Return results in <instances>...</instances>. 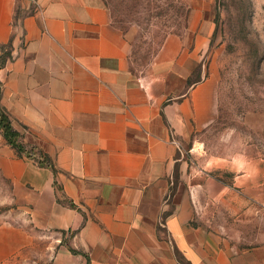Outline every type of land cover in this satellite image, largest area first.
Wrapping results in <instances>:
<instances>
[{"label":"crops","instance_id":"0c3cea01","mask_svg":"<svg viewBox=\"0 0 264 264\" xmlns=\"http://www.w3.org/2000/svg\"><path fill=\"white\" fill-rule=\"evenodd\" d=\"M202 23L137 74L107 0H0V45L15 44L0 104L56 168L3 144L0 172L48 231L50 264H264V244L236 248L197 223L212 177L181 146L215 118L213 75L186 91L210 43ZM14 232L0 230V264L30 239Z\"/></svg>","mask_w":264,"mask_h":264},{"label":"rangeland","instance_id":"374dc122","mask_svg":"<svg viewBox=\"0 0 264 264\" xmlns=\"http://www.w3.org/2000/svg\"><path fill=\"white\" fill-rule=\"evenodd\" d=\"M107 3L114 23L130 41L137 74L149 73L167 36L185 34L197 20L203 22L204 30L212 31L186 91L213 75L217 80L215 118L194 141L181 146L191 166L209 163L212 177L208 190L200 193L205 207L197 223L219 232L227 245L236 248L264 244V0ZM17 10L23 12L21 2ZM14 45H0V67L13 58ZM19 129L24 135L28 132ZM18 141L27 149L32 147L22 138ZM3 144L8 143L0 131V147ZM29 211L30 205L16 195L13 181L0 172V230H8L12 237H18L15 230L30 236L8 264H50L52 240L47 230L34 226Z\"/></svg>","mask_w":264,"mask_h":264},{"label":"trees","instance_id":"16d2710c","mask_svg":"<svg viewBox=\"0 0 264 264\" xmlns=\"http://www.w3.org/2000/svg\"><path fill=\"white\" fill-rule=\"evenodd\" d=\"M20 10H17L16 12V20L14 22V25H19V16H20ZM13 43V38L10 43L6 45L1 46H7L11 47ZM0 131L2 132L3 137L7 141L9 145H11L18 153V156L20 157H26L28 159L35 160L40 167H46L53 170V172H56L55 165L53 163V160L42 153H38V149L36 146H32L30 149H27L26 146L23 143H20L18 139L22 138V133L17 130L13 124L12 121L7 114L6 110L2 107L0 104ZM74 253H77L74 251Z\"/></svg>","mask_w":264,"mask_h":264}]
</instances>
